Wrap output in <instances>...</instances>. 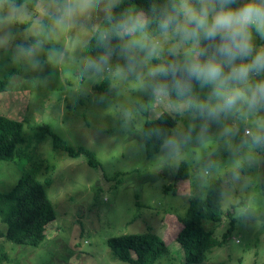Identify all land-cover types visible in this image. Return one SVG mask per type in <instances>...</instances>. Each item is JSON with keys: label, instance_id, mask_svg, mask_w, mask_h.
<instances>
[{"label": "rangeland", "instance_id": "obj_1", "mask_svg": "<svg viewBox=\"0 0 264 264\" xmlns=\"http://www.w3.org/2000/svg\"><path fill=\"white\" fill-rule=\"evenodd\" d=\"M124 1L93 0L90 10L68 17L70 0H0V116L25 121L14 161H0V193L12 191L26 173L42 183L51 177L46 190L57 216L38 246L9 240L0 219V264H128L107 241L141 232L167 243L154 264H187L176 241L178 216L213 185L223 190L222 219L205 221L215 233L201 264H264V144L245 135L246 129L264 132V107L250 111L241 102L209 119L182 107L187 98L154 95V70L171 55L184 61L191 46L172 29L153 38L141 28L129 39L122 34L119 51L90 62L89 40ZM57 13L46 36L34 40L45 17ZM140 18L145 21L143 13ZM252 37L256 49L264 48L255 29ZM261 80L264 73L250 76V83ZM150 94L156 105L145 114L141 103ZM163 113L177 120L169 139L175 147L165 142L148 157L145 123ZM55 135L88 150L98 165L89 164L86 154L72 157L55 148ZM183 163L189 178L177 181Z\"/></svg>", "mask_w": 264, "mask_h": 264}, {"label": "trees", "instance_id": "obj_2", "mask_svg": "<svg viewBox=\"0 0 264 264\" xmlns=\"http://www.w3.org/2000/svg\"><path fill=\"white\" fill-rule=\"evenodd\" d=\"M17 5H22L24 0H11ZM175 0H125L117 4L111 17L104 21L96 30L94 36L87 45L88 60L97 62L107 53L120 50L121 35L126 39L131 37L123 27L126 20L145 15L144 27L141 30L148 37H156L165 33L160 28L162 10L167 7L171 11V5ZM242 2L236 0L232 5L237 7ZM61 13L51 14L45 17L43 31L34 40H39L46 36L48 25L57 20ZM170 30V29H169ZM168 31V30H167ZM207 42L202 41L201 46H206ZM178 56L171 55L165 61L164 67L169 64H179ZM177 78H180L179 76ZM172 77L165 75H155L153 86L156 84H167L169 86V96L172 100L189 99L191 101L190 111L194 114H202L200 105L208 102L211 92L202 93L199 91V83L191 81V91L187 97L180 96L172 88ZM109 86H99L97 89L103 90ZM153 86L151 91H153ZM150 94L141 103V110L148 114L156 105ZM214 104V99L211 101ZM177 120L168 113L160 114L154 120H148L144 127V143L148 157H152L159 150L160 146L168 141L173 133ZM25 121L0 116V161H14L15 155L19 150V145L24 142ZM55 148H60L69 152L72 157L81 154L89 156V164L97 166L95 157L85 148L74 149L63 139L54 136ZM189 178L186 164L183 163L176 177L177 181ZM52 184L51 177L46 178L42 183L34 175L26 173L18 185L8 193H0V219L7 225L5 236L19 244L32 246L40 245L46 239V229L48 225L57 218L54 206L48 196L46 187ZM222 195L223 190L218 185L209 188L206 198H191L189 209L185 216H178L182 228L180 229L176 241L180 244L185 263L201 264L208 258V254L213 248L214 230H209L205 226V221L210 220L219 223L222 219ZM229 217L234 219L232 212ZM232 227L229 229V231ZM107 244L111 246L116 257L128 264H154L155 260L167 251V243L164 239L154 232H141L120 235L108 239ZM135 253L136 257H133Z\"/></svg>", "mask_w": 264, "mask_h": 264}, {"label": "clouds", "instance_id": "obj_3", "mask_svg": "<svg viewBox=\"0 0 264 264\" xmlns=\"http://www.w3.org/2000/svg\"><path fill=\"white\" fill-rule=\"evenodd\" d=\"M235 2L175 0L171 11L167 7L162 10L160 28L172 29L191 46L185 50L182 63L158 67L153 75L171 76L172 88L184 97L190 93L193 80L201 87L211 86L208 102L200 105L201 113L209 119H218L221 113L233 111L241 102L250 111L264 107V80L250 83L252 74L264 73V48L256 49L252 37L255 29L264 38V0H247L233 7ZM92 6L93 0H70L65 14L72 17L87 12ZM123 27L127 32H134L143 28L144 22L135 17L126 20ZM202 41L207 42L206 46H201ZM155 48L153 45L152 50ZM237 84L245 87H236ZM153 94L168 95L169 86L156 84ZM182 107H191V101ZM245 135L255 145L264 144V132L246 129ZM165 146L174 148L175 142L168 140Z\"/></svg>", "mask_w": 264, "mask_h": 264}]
</instances>
